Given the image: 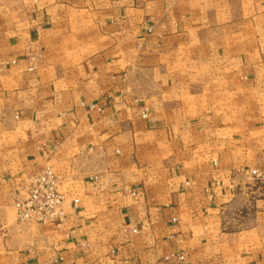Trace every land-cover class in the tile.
<instances>
[{
  "label": "crops",
  "instance_id": "obj_1",
  "mask_svg": "<svg viewBox=\"0 0 264 264\" xmlns=\"http://www.w3.org/2000/svg\"><path fill=\"white\" fill-rule=\"evenodd\" d=\"M254 169L264 0H0V264H264Z\"/></svg>",
  "mask_w": 264,
  "mask_h": 264
},
{
  "label": "built area",
  "instance_id": "obj_2",
  "mask_svg": "<svg viewBox=\"0 0 264 264\" xmlns=\"http://www.w3.org/2000/svg\"><path fill=\"white\" fill-rule=\"evenodd\" d=\"M148 118V113L143 114ZM245 175L255 181L264 180L262 170H244ZM66 197L59 191V182L50 167L32 176L28 198L16 203L19 223H53L64 219ZM136 233V231H133ZM182 260V258H180Z\"/></svg>",
  "mask_w": 264,
  "mask_h": 264
}]
</instances>
